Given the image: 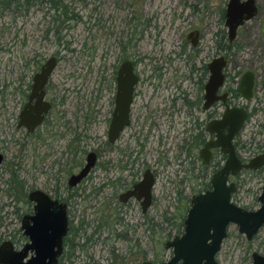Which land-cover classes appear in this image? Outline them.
I'll use <instances>...</instances> for the list:
<instances>
[{
  "label": "flooded vegetation",
  "instance_id": "obj_1",
  "mask_svg": "<svg viewBox=\"0 0 264 264\" xmlns=\"http://www.w3.org/2000/svg\"><path fill=\"white\" fill-rule=\"evenodd\" d=\"M226 9L227 5L219 11L217 22H215L217 30L211 37V43L209 42L207 28L199 29L195 27L182 33L183 29L175 27L178 33L175 34L176 37L171 42L172 50L169 52L165 50V40L159 37L154 40L159 45V49L153 55L139 54L135 59H131L129 55H123L118 59V63L112 66L110 78H104L111 85L109 89L111 95L108 94V110L106 111L109 114L106 119L108 123L107 139L104 143L109 149L112 148L113 151L112 155L106 159V163L103 165L101 163L103 158L100 150L84 149L83 142L86 134L81 132V126L79 125L71 128L72 124L70 122L63 124L66 130L64 132L59 131V133L62 138L66 139L72 133V129H75V133L66 142L65 150L61 152V158L54 161L53 164L61 165L62 163L63 165L69 155L77 169L68 168L66 171L59 170L58 173H51L53 177L51 176L49 180L51 179L53 184H50V187L39 188L30 185L25 188L26 181L21 179L17 173L19 164L16 163V160H12L11 164L16 167L12 168L13 172L12 170L10 171L9 179L3 181L6 185L5 189L1 188L2 176L0 174V201L2 193L7 196H13L14 193L11 194L12 190L14 192L20 191L18 189L19 186L22 188L21 191L24 196H26V208L24 209L17 203L13 204V213L20 220V226L13 232L3 234L2 226L4 221L2 211L5 204L1 205L0 203V245L4 242H11L14 249L20 251L26 244L31 242L30 237L25 235L22 229V223L25 216L34 214L36 202L30 199V194L35 190L45 192L53 201L66 206L68 231L63 238V250L58 257L57 264H74L77 260L84 262L83 255L76 252L78 246L80 248H83V246L77 240L81 237V233L78 229L79 226L75 225L74 221V210L81 204L80 200L83 197L87 203L86 208L82 210L83 213H87V210L94 207L95 203L103 196L108 200L109 209H112L111 215L106 218L107 226L105 227L107 228V233L104 231L103 228L105 227L103 226L97 229L96 232L94 231L93 236L87 238L88 243H90L89 247H93L98 242L106 244L110 240L108 238L111 237H114L116 241L131 242L129 232L133 228L140 229L147 226L148 229L156 231L161 226V223L156 222V218H151L148 215L157 206L158 194L156 191L160 180L164 181L162 183L164 185L162 186L163 190L164 188L166 190L164 195L175 197L173 205L176 210L173 213L184 212L186 218L191 208L193 197L212 190L211 181L214 175L225 166L229 158V153L224 151L222 145L207 146L210 142H216L220 133L226 137L232 130L230 125L219 128V132V129L210 130L211 127L214 128L213 122L223 119L228 109H243L247 113L246 119L231 140L236 157L243 164H247L264 154V36H254V33L248 30H246L245 35H240V29L245 27L249 20L245 21L238 28L236 36L231 38L226 25ZM187 20L189 19L182 18L184 23H187ZM182 25L183 23L179 24V26ZM148 26L150 25L148 24ZM144 28L147 31L145 26H143V30ZM143 30L140 32L141 35L145 34L142 33ZM158 31H161V29ZM133 38L132 36L126 42L127 48L131 46ZM136 43H138V39H136ZM122 44H120V47L124 53L126 48ZM51 57L56 58V68L58 64L56 55L44 59L45 61L40 56L38 59L33 60L35 67L30 69L32 71L31 76L24 78L21 73L19 86L24 84L26 89L20 88L22 86H16L15 88L16 93L19 94V100L23 103L20 113L30 103L35 75L40 73ZM218 58H224L226 61L222 69L223 82L215 94L211 96L212 99H210L207 92L212 76L210 64ZM126 61L132 63L134 73L137 76L131 104L130 122L125 126L119 137L115 141H111L109 128L116 107L118 73L121 65ZM145 63H148L146 71L139 70L138 65ZM54 70L44 87V99L50 103V110L45 115L43 122L34 130H29L26 126H19V113L14 125L15 131H24L31 144L32 142L34 144L45 143L47 133L50 130L49 127L53 126L55 103L54 98L50 97V94L52 92L51 79ZM142 73L147 74L141 76ZM248 73L253 78L250 92L247 91L245 85H242V81ZM8 87L7 81L1 82L0 80V101L3 103L7 100L6 90ZM103 96H100L99 100ZM34 102L35 99L31 101L32 104ZM1 107H5L4 104ZM101 113V108H99L94 112L93 116L91 115L92 117L84 114L82 118L84 117L83 120L89 126L96 122L98 115H101ZM249 125H251L250 138L245 141L244 135ZM46 126L48 130L46 129V137L44 136L45 141L37 140L35 137L40 131L43 132ZM125 132L129 133L128 138L123 136ZM121 138L125 139L124 141L122 140L124 142L123 146L117 145ZM15 142H17L16 139ZM156 146L163 149L164 157L160 156L152 162L149 160V156L152 153V147L156 148ZM70 151L72 153H69ZM5 152L0 148V173L6 160ZM90 153L95 154L92 168L83 179L74 182L73 177L78 175L86 166ZM102 168L105 170V175L96 174ZM14 172L19 176L20 185L14 179ZM246 174L261 181V187L258 189L257 197L255 198L258 207H256L257 205L244 207L248 210H257L260 207L259 197L264 190V164L253 169L242 168L235 175H229L228 185L234 183L236 186V191L232 194V202L239 205L235 196L245 181L243 176ZM97 175L101 181L89 185V181L94 180ZM146 175L153 181L149 205L144 204L146 190L144 187L137 192V195L128 194L144 180ZM132 212H139L140 218L132 221L129 218ZM141 217L144 219L142 220ZM184 220L180 234L173 233L170 237L164 239L165 250H167L165 245L168 240L183 234ZM170 223L172 225L171 229L174 228L172 221ZM77 232L78 237H76ZM104 234H106L105 239L102 238ZM160 234L158 232V241L162 239ZM256 235L252 239H247L245 236L249 245L246 248V252L242 254L241 260L244 264H254L255 257H264V252L260 250L250 251L252 249L250 243L256 238ZM227 238L228 235L216 255L218 264H221L219 255ZM116 248L113 245L110 248L111 252L116 251ZM168 251H170L168 258L165 257L166 254L162 250H159L155 251L156 254L153 259L144 261L162 264L172 256V250ZM33 253L29 251L28 257ZM88 256L94 261V264H101L99 260H95V256Z\"/></svg>",
  "mask_w": 264,
  "mask_h": 264
},
{
  "label": "rangeland",
  "instance_id": "obj_2",
  "mask_svg": "<svg viewBox=\"0 0 264 264\" xmlns=\"http://www.w3.org/2000/svg\"><path fill=\"white\" fill-rule=\"evenodd\" d=\"M39 3L26 15L24 12L13 11L14 9H0V80L7 81L9 85L6 90V102L0 101V148L6 151V160L0 173L3 189L6 187L3 181L9 179L10 171L16 167L11 164L12 160H16L19 164L17 173L26 181L25 188L30 185L39 188L50 187V184H53V181L49 180L52 174L58 173L59 170L66 171L68 168L77 169L69 155L63 165L61 163L62 166L53 164L61 158L66 142L75 133V129H72L67 139L61 137L59 131L66 130L63 125L66 122L72 124L71 128L75 125L81 126V132L86 134L84 149L100 150L103 158L101 163L102 165L106 163V159L113 151L104 143L108 130L106 119L109 116L106 113L107 98L111 95L109 90L111 85L104 78H110L112 66L118 63V59L123 55H129L131 59L137 58L139 54L153 55L159 49V45L154 41L159 37L165 40V50L169 52L172 50L171 42L178 33L176 28L183 29L182 33L195 27L207 28L211 43V37L217 30L215 22L219 11L226 7L228 0H64L69 6V15L72 18L65 22L62 21L64 19L62 11L55 12L48 3ZM256 5L258 14L240 29L242 36L246 34V30L252 31L254 36H264V0H256ZM182 18L189 20L184 23ZM180 23L183 25L179 26ZM143 26L147 31L145 28L143 30ZM56 29L59 33L55 32ZM159 29L161 31H158ZM142 30L144 35L140 33ZM132 36L134 38L131 46L127 48L126 42ZM120 44L125 45L124 53ZM52 55L58 57V64L51 79L50 94V97L54 98L55 119L53 126L49 127L46 142L31 144L24 131L14 130L23 104L15 88L21 81V73L24 78L32 75L30 69L35 67L33 60L40 56L44 60ZM147 66L148 63L140 64L138 69L146 71ZM146 74L142 73L141 76ZM20 86L26 89L24 84ZM100 96L103 97L99 100ZM3 104L5 107H1ZM99 108L101 115H98L96 122L87 126L82 115L93 116ZM250 130L251 125L245 132V141L250 138ZM128 135L129 133L125 132L123 136L128 138ZM122 140L125 139L121 138L117 145L123 146ZM151 150L150 161L154 162L160 156L164 157L163 149L159 146L152 147ZM96 174L105 175V170L99 169ZM243 178L245 181L235 199L240 206L254 207L257 205L255 198L261 187V181L247 174ZM100 181L97 175L88 184ZM162 183L164 181L160 180L156 191L157 206L148 215L156 218V222L161 223V226L156 231L148 229L147 226L140 229L133 228L129 232L131 242L116 241L111 237L106 244L98 242L93 247H89L87 238L93 236V232L100 227L107 226L106 218L111 215L112 209H109L108 200L103 196L94 207L87 210V213H83L82 210L86 208L87 203L84 197L81 198V204L74 210V221L81 233V237L77 240L83 246V248L78 246L76 252L83 255L84 262L77 260L74 264H94L88 255L95 256V260H99L101 264H141L146 259H153L155 251L159 250H162L168 258L170 251L164 249L165 240L158 241V232L160 234L164 229L163 232L166 233L171 229V221L167 223L165 217H171L176 208L173 205L175 197L164 195L166 190L165 188L163 190ZM18 189L20 190L18 192L12 190L13 196H7L5 193L1 195L0 203L5 204L2 211L3 234L13 232L20 226V220L13 213V204L17 203L25 209L26 196L21 191V187L18 186ZM129 218L136 221L140 218V213L132 212ZM103 229L107 233V228ZM228 232L219 261L221 264H244L241 259L249 245L248 241L245 235L239 233L236 225H231ZM105 236L106 234L102 238ZM250 244L252 247L250 251L264 252V227ZM113 245L118 249L111 252L110 248Z\"/></svg>",
  "mask_w": 264,
  "mask_h": 264
},
{
  "label": "water",
  "instance_id": "obj_3",
  "mask_svg": "<svg viewBox=\"0 0 264 264\" xmlns=\"http://www.w3.org/2000/svg\"><path fill=\"white\" fill-rule=\"evenodd\" d=\"M257 14L256 0H228L226 25L230 37H235L238 28ZM225 64L224 58L215 59L210 64L212 76L207 87L210 99L223 82L222 69ZM55 66L56 58L51 57L40 73L35 75L30 103L20 113L19 126L34 130L43 122L50 110V103L44 99V87ZM136 82L137 76L132 63L124 62L119 69L117 79L116 107L109 128L111 141H115L130 122ZM252 83L253 78L248 73L242 85H245L250 92ZM33 99H35L34 104L31 103ZM246 117L247 113L243 109H228L223 119L213 122L214 128L211 127L210 130L232 126L226 137L220 133L216 142L207 145H222L224 151L229 153V158L225 166L214 175L211 181L212 190L193 197L191 208L184 220L183 234L166 242L165 248L172 250V256L162 264H218L216 255L228 235L227 229L231 224L237 225L239 232L247 239H252L263 227L264 190L259 197L260 207L257 210H248L232 202V194L236 191V186L234 183L228 185L227 182L230 174L235 175L242 168L253 169L264 164V154L250 163L243 164L234 153L231 140ZM94 157V153L89 154L86 166L73 177L74 182L80 181L89 173L94 164ZM152 184L153 181L146 175L144 180L128 194L137 195V192L144 187L146 189L144 204L149 205ZM30 199L36 202L34 214L25 216L22 229L25 235L30 237L31 242L20 251H16L11 242L1 244L0 264H57L58 262L63 250V238L68 231L66 206L53 201L41 190L33 191ZM29 251L34 252L30 257H28ZM142 264L153 263L144 261ZM254 264H264V257H255Z\"/></svg>",
  "mask_w": 264,
  "mask_h": 264
},
{
  "label": "trees",
  "instance_id": "obj_4",
  "mask_svg": "<svg viewBox=\"0 0 264 264\" xmlns=\"http://www.w3.org/2000/svg\"><path fill=\"white\" fill-rule=\"evenodd\" d=\"M38 3L39 4L48 3L50 5V8L53 9L55 12L62 11L64 15V19L62 20L63 22L71 18L69 15V12H70L69 6L64 3V0H0V9H6V10L14 9L13 11L24 12V15H26L31 10V8L37 5ZM53 18L56 20L55 17ZM55 32L59 33L57 29L55 30ZM46 129L48 130L47 126L44 128L43 132L40 131L37 134V137L35 138L39 141L44 142L45 141L44 136L46 134ZM13 176H14L15 181H18L20 185L21 181L19 180L18 174L14 172ZM184 218H185V213L181 211H179L178 213H174L171 217H167V216L165 217L166 221H172L175 227L170 229L167 233H164L163 232L164 229H162V233H161L162 241L165 238L170 237L173 233H176V234L181 233L182 228H183Z\"/></svg>",
  "mask_w": 264,
  "mask_h": 264
}]
</instances>
